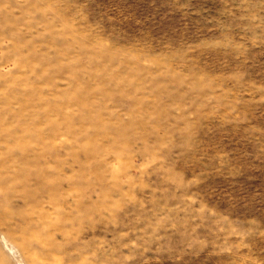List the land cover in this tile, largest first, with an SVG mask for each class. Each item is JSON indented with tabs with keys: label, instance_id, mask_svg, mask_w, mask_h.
<instances>
[{
	"label": "rangeland",
	"instance_id": "374dc122",
	"mask_svg": "<svg viewBox=\"0 0 264 264\" xmlns=\"http://www.w3.org/2000/svg\"><path fill=\"white\" fill-rule=\"evenodd\" d=\"M0 264H264V0H0Z\"/></svg>",
	"mask_w": 264,
	"mask_h": 264
}]
</instances>
